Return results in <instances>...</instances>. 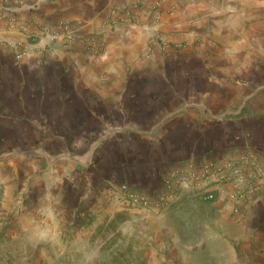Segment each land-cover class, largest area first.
Listing matches in <instances>:
<instances>
[{
	"label": "crops",
	"instance_id": "crops-1",
	"mask_svg": "<svg viewBox=\"0 0 264 264\" xmlns=\"http://www.w3.org/2000/svg\"><path fill=\"white\" fill-rule=\"evenodd\" d=\"M133 1L0 0V91L13 92L20 100L15 108L11 106L16 117L27 118L24 122L32 134L46 139H95L92 150L110 151L109 159L97 160L96 165L97 173L107 174L110 189L119 194L121 185L127 184L150 195V211L160 217L167 209L154 201L160 194L170 197L169 205L184 200L186 190L197 195L217 190L213 205L218 220L229 221L235 228L251 222L264 228V188L259 183L250 184L243 199L238 197L236 182L216 183L215 172L226 166L240 177L255 168L264 172V118L252 117L243 105L231 110L239 91L232 82L235 70L215 69L217 76L195 77L208 70L190 68L188 84L173 78L162 83L159 75L168 73L148 64L154 58L148 57L150 41L159 36L172 45L189 27L185 17L190 0L181 8L178 0H155L163 17L167 7H175L172 15L155 24L150 10L134 7L132 20L145 24L125 34L122 26L121 33L108 36L100 53L88 50L81 40L51 39L62 34L64 26L77 37L97 36L125 9H132L128 6ZM12 19L15 27L8 24ZM39 35L40 40L33 43L32 38ZM149 78L153 82L145 83ZM190 174V182L180 183ZM91 181L85 178L75 185L85 199L95 191ZM51 188L46 187L47 194ZM54 188L62 193L67 185L59 182ZM50 195L42 203L39 197L37 203L38 234L47 244L70 208L68 202L60 203L62 195L58 200ZM81 235L73 236L67 249L79 262L87 255ZM197 248L190 244V249ZM156 251L163 253L165 246H157Z\"/></svg>",
	"mask_w": 264,
	"mask_h": 264
},
{
	"label": "rangeland",
	"instance_id": "rangeland-1",
	"mask_svg": "<svg viewBox=\"0 0 264 264\" xmlns=\"http://www.w3.org/2000/svg\"><path fill=\"white\" fill-rule=\"evenodd\" d=\"M186 2L178 0L179 8ZM158 5L155 0H135L128 6L132 9H125L103 32L111 24L119 29L114 34L121 33L122 26L124 34L143 26L132 20L134 7L150 10L153 24L175 10L167 7L163 17ZM187 15L189 27L179 41L170 45L158 36L147 45L148 57H154L148 64L168 73L159 75L161 82L173 78L188 84L190 68L208 70L195 77L217 76L215 69L233 68L232 82L239 91L231 110L243 105L252 117L264 118V0H190ZM41 36L32 38L33 43ZM17 103L20 100L13 92L0 91V264H264V228L255 222L235 228L229 221L218 220L213 205L217 190L212 200H206L204 192L197 195L186 190L182 195L188 200L163 205L167 209L161 217L150 208L144 212L129 204L122 192L110 189L106 173H97V160L109 159L110 151L92 150L95 139L91 137L62 140L32 134L24 122L27 118L14 113ZM85 178L95 184L87 200L75 186ZM59 182L67 185L65 192L54 188ZM46 187H52L50 193L56 200L62 195L60 203L68 202L70 207L66 220L53 225L57 234L51 244L38 234L37 203L39 197L42 203L50 194ZM208 215L212 216L209 220ZM79 234L87 254L82 262L67 250ZM162 244L165 251L160 253L156 248ZM190 244L200 249L192 250Z\"/></svg>",
	"mask_w": 264,
	"mask_h": 264
},
{
	"label": "built area",
	"instance_id": "built-area-1",
	"mask_svg": "<svg viewBox=\"0 0 264 264\" xmlns=\"http://www.w3.org/2000/svg\"><path fill=\"white\" fill-rule=\"evenodd\" d=\"M8 24L11 27H15L17 25L16 21L13 19L10 20ZM62 31V34L53 35L51 36V39H62L69 42L81 40L88 50L93 51L94 53H100L104 50L107 44L108 36L114 32L119 31V29L116 24H111L108 32H103L97 36L89 37H77L70 34L68 31V26H64ZM228 167L229 166H226L225 169L215 172L216 183L218 184V186H224L226 183L236 182L239 186V190L237 191L239 199L245 198L249 185L253 182L259 183V185L264 188V172L261 169L255 168L251 170L250 173H247V176L240 177L238 175V171L233 172L232 169H229ZM191 178L192 174H190V177L187 176L186 178H180V183L187 184L188 182H190ZM120 189L124 194L126 201L133 206L148 209L153 202V199L150 195L131 189L127 184L121 185ZM204 197L206 200H212L214 199V194L213 192L205 191ZM169 200L170 197L164 194H160L154 199L155 202L162 206L167 205Z\"/></svg>",
	"mask_w": 264,
	"mask_h": 264
}]
</instances>
